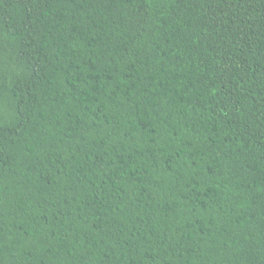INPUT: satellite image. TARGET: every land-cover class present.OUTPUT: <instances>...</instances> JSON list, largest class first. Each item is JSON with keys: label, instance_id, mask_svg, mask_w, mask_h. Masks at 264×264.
<instances>
[{"label": "trees", "instance_id": "trees-1", "mask_svg": "<svg viewBox=\"0 0 264 264\" xmlns=\"http://www.w3.org/2000/svg\"><path fill=\"white\" fill-rule=\"evenodd\" d=\"M0 264H264V0H0Z\"/></svg>", "mask_w": 264, "mask_h": 264}]
</instances>
